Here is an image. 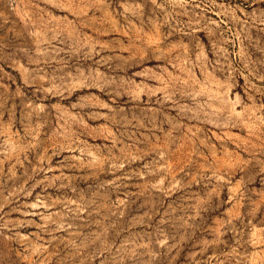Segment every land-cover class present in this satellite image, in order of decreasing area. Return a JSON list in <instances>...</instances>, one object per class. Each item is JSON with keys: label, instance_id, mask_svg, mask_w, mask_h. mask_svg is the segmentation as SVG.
Returning a JSON list of instances; mask_svg holds the SVG:
<instances>
[{"label": "rangeland", "instance_id": "obj_1", "mask_svg": "<svg viewBox=\"0 0 264 264\" xmlns=\"http://www.w3.org/2000/svg\"><path fill=\"white\" fill-rule=\"evenodd\" d=\"M0 264H264V0H0Z\"/></svg>", "mask_w": 264, "mask_h": 264}]
</instances>
